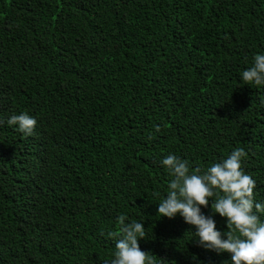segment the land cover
<instances>
[{
	"label": "trees",
	"instance_id": "obj_1",
	"mask_svg": "<svg viewBox=\"0 0 264 264\" xmlns=\"http://www.w3.org/2000/svg\"><path fill=\"white\" fill-rule=\"evenodd\" d=\"M259 52L264 0H0V115L38 119L0 126V264H104L121 214L156 264H230L157 216L159 161L244 148L264 203V88L239 79Z\"/></svg>",
	"mask_w": 264,
	"mask_h": 264
},
{
	"label": "clouds",
	"instance_id": "obj_2",
	"mask_svg": "<svg viewBox=\"0 0 264 264\" xmlns=\"http://www.w3.org/2000/svg\"><path fill=\"white\" fill-rule=\"evenodd\" d=\"M244 85L264 88V52L253 55L250 66L239 74ZM14 128L25 137L32 136L38 119L29 111L4 118L0 126ZM247 152L233 148L226 156L207 166L193 167L188 160L169 153L159 161L171 179L167 193L158 204L157 216L175 218L177 214L195 227L198 246L217 254H230V264H264V203L255 198L256 181L244 170ZM211 203L213 213L225 218L228 231L217 227L213 215L202 206ZM117 229L107 233L114 242L112 258L104 264H156L153 255L142 251L139 240L148 236L144 220H131L121 214Z\"/></svg>",
	"mask_w": 264,
	"mask_h": 264
}]
</instances>
